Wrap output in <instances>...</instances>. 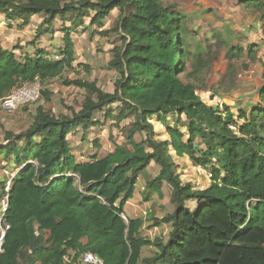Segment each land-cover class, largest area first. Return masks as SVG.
<instances>
[{"label": "trees", "instance_id": "obj_1", "mask_svg": "<svg viewBox=\"0 0 264 264\" xmlns=\"http://www.w3.org/2000/svg\"><path fill=\"white\" fill-rule=\"evenodd\" d=\"M239 3L257 13L264 8L260 0ZM114 10L120 12L115 26L100 31ZM0 14L8 23L19 21L18 29L40 16L47 32L59 20L63 43L58 60L37 51L23 62L0 46V100L19 86L35 80L44 85L74 69L68 22L84 24L89 18L93 33H114L120 43L108 63L119 76L112 94L95 83L65 80L64 85L86 92L78 113L56 117L38 107L26 131L4 133L0 157L15 174L9 180L4 215L9 230L0 264H82L87 253L103 264H264V86L260 103L249 113L239 110L236 118L224 105L202 102L191 79L207 65L184 48L182 17L160 0H0ZM261 30L264 35V23ZM257 51L255 44L232 47L228 68L243 56L257 62ZM116 103L117 112L109 109ZM124 110L138 116L126 146L115 144L103 157L96 153L77 161L68 137L79 130L84 137L99 126L96 112L119 124L127 117ZM170 117H175L172 125ZM151 118L165 127L168 140L154 139ZM144 131L148 138L134 142V134ZM170 152L207 171L209 186L195 190L183 184ZM151 163L159 172L146 185L148 195L161 198L166 184L175 206L151 226H170L166 241L142 237V219L125 216L137 179ZM188 202H195L194 210ZM144 248L153 250L152 257H142Z\"/></svg>", "mask_w": 264, "mask_h": 264}, {"label": "rangeland", "instance_id": "obj_2", "mask_svg": "<svg viewBox=\"0 0 264 264\" xmlns=\"http://www.w3.org/2000/svg\"><path fill=\"white\" fill-rule=\"evenodd\" d=\"M96 1V0H94ZM240 0H160L162 6L168 11L178 13L184 30V48L195 59L206 63L207 67L191 82L198 88L197 95L206 105L215 108L224 105L232 109V114L237 117L236 104L239 99L254 95L255 100L260 103L259 91L263 88L259 71L253 74L246 73L243 65L256 67L264 63V56L258 49L257 63L250 64L245 56L233 60L231 69L228 68L226 56L232 47L246 48L248 44L255 42L258 46L262 43L261 22L257 27V19L264 14V8L259 12L246 10L239 3ZM120 12L114 10L108 18L102 22L100 31H109L115 26ZM19 21L6 22L0 14V46L5 50H13L14 55L22 62L25 58L34 56L37 51L49 54V60L58 57V49L63 46L61 41L62 23L56 20L50 32L46 31L43 19L40 16L32 18L23 29H18ZM65 26L70 30L74 45L76 62L73 70H67L61 78L47 81L44 85L39 82L25 84L14 89L12 92L27 90V97L23 99L17 109L6 112L0 107V144L3 143L4 133L11 132L19 135L26 131L31 125L33 116L38 107L43 108L56 117L70 116L73 112L81 110L86 92L75 86H66L64 81L72 82L81 80L95 83L96 87L104 93L112 94L114 84L119 79L118 74L109 67L112 59L111 50L114 45H119V37L111 33L108 37L93 33L89 26V18L84 19V24H72L68 22ZM264 38V36H263ZM258 43V44H257ZM259 47V46H258ZM188 64L192 62L188 59ZM78 66V67H77ZM182 80H186L181 75ZM32 90L33 92H29ZM11 92V93H12ZM46 93L48 99H44ZM258 95V96H257ZM254 102V101H253ZM262 104V103H261ZM118 103L109 107L114 109ZM264 107V103L262 104ZM127 117L116 124L112 119L103 118L104 111L96 112L94 118L99 126L92 127L83 136L82 131L70 135L68 140L74 156L77 160L87 159L92 154L105 156L113 150V145L126 146L127 132L138 119L133 111L124 110ZM103 113V114H101ZM184 119V117H182ZM175 117H170L172 125ZM154 131V139L158 141L168 140L165 135V127L158 124L155 118H151ZM148 138V132L135 133L134 142H141ZM100 146L96 149L94 144ZM177 165V172L183 184H191L195 190H204L209 186V174L207 171L192 166L188 158H177L172 152L169 153ZM159 172V168L153 163L142 173L136 182L135 192L129 204L125 207L127 218H141L144 226L141 236L149 240L155 238L166 241L170 232V226L161 225L153 228V220L171 215L175 206L171 203V188L164 184L162 197L156 194L148 195L147 183L151 182ZM15 174L13 168H6V163L0 157V194L1 184L6 183ZM2 199V198H1ZM0 199V201H1ZM189 209L194 210L195 202H188ZM152 249H143L142 257H152Z\"/></svg>", "mask_w": 264, "mask_h": 264}, {"label": "built area", "instance_id": "obj_3", "mask_svg": "<svg viewBox=\"0 0 264 264\" xmlns=\"http://www.w3.org/2000/svg\"><path fill=\"white\" fill-rule=\"evenodd\" d=\"M58 57H54V60H58ZM38 80H35L32 83H36ZM29 83V84H32ZM27 90L12 92L8 97L0 100V107L6 112H13L17 107L23 103V99L27 97ZM29 92H33L30 90ZM10 188V181H7L5 184L4 192L5 196L0 201V254L3 252V243L6 236V232L9 230L4 215L8 207V196L7 193ZM123 219H125L123 217ZM82 264H103V262L96 256L90 253L85 254L81 260Z\"/></svg>", "mask_w": 264, "mask_h": 264}, {"label": "crops", "instance_id": "obj_4", "mask_svg": "<svg viewBox=\"0 0 264 264\" xmlns=\"http://www.w3.org/2000/svg\"><path fill=\"white\" fill-rule=\"evenodd\" d=\"M262 3H264V0H260ZM34 17H36V16H34ZM34 17H32V18H34ZM31 18V19H32ZM257 21V24L256 23H254L253 25H255V26H253L254 28L255 27H257L258 26V24H260V22H261V25L264 23V19L262 20L261 19V16H260V19H257L256 20ZM257 25V26H256ZM261 33V34H260ZM259 34L261 35V39L260 40H263L262 41V43H257L258 44V49H260V53H261V55L262 56H264V38H263V33H262V30L261 31H259ZM255 42H253V43H251V44H254ZM257 57H258V55H257ZM257 62H255V64H256ZM263 67H264V63L263 64H261L260 65V68H259V70H257L256 69V67H253V68H251V67H249L248 66V69L245 71L246 73H248V74H253V73H255L256 71H259V73L261 72L262 73V70H263ZM260 76V78H261V74L259 75ZM261 81H263L262 79H261ZM264 83V82H263ZM263 86H264V84H263ZM262 90V89H261ZM260 92L261 91H259V94H260ZM258 94V95H259ZM257 95V96H258ZM257 97H255L254 95H251L250 97H246V98H244V99H239L238 100V102L239 103H237L236 104V106H237V108H236V111H237V113H238V111L239 110H244V111H246L247 113H249L250 112V110H251V108L254 106V105H256L258 102L255 100ZM254 101V102H253ZM229 108V107H228ZM229 111L231 112L232 111V109L230 110L229 109ZM232 113V112H231ZM112 152V151H111ZM110 152V153H111ZM108 154V153H107ZM106 154V155H107ZM102 156V155H101ZM103 157V156H102ZM85 159H80V160H77V161H84ZM150 166V165H149ZM128 204H129V202H128ZM127 204V205H128Z\"/></svg>", "mask_w": 264, "mask_h": 264}]
</instances>
